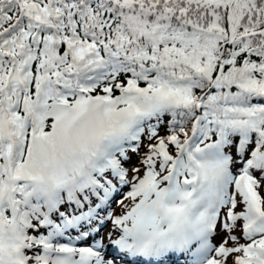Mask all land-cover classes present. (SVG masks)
I'll use <instances>...</instances> for the list:
<instances>
[{"label": "snow or ice", "instance_id": "obj_1", "mask_svg": "<svg viewBox=\"0 0 264 264\" xmlns=\"http://www.w3.org/2000/svg\"><path fill=\"white\" fill-rule=\"evenodd\" d=\"M262 187L264 0H0V264H264Z\"/></svg>", "mask_w": 264, "mask_h": 264}, {"label": "rangeland", "instance_id": "obj_2", "mask_svg": "<svg viewBox=\"0 0 264 264\" xmlns=\"http://www.w3.org/2000/svg\"><path fill=\"white\" fill-rule=\"evenodd\" d=\"M132 166H138V164L136 163V160L134 159L133 161H132V163L130 164V165H128V167H132ZM128 189H125V192L127 191ZM260 195L261 196H264V187H262L261 189H260ZM125 203L126 204H130V202H128V201H125ZM124 209H122V207L120 206V205H113V214L114 215H120L121 214V212L123 211ZM112 229V225H111V223L109 222V224H108V226L105 228V230L103 231L104 232V234H102V235H106L110 230ZM238 234V233H237ZM221 239V237H217L216 238V240H217V242H219V240Z\"/></svg>", "mask_w": 264, "mask_h": 264}]
</instances>
